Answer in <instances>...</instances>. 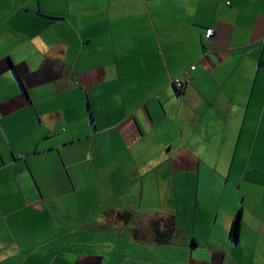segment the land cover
I'll list each match as a JSON object with an SVG mask.
<instances>
[{"label":"crops","instance_id":"1","mask_svg":"<svg viewBox=\"0 0 264 264\" xmlns=\"http://www.w3.org/2000/svg\"><path fill=\"white\" fill-rule=\"evenodd\" d=\"M167 152L171 244L91 216ZM0 264H264V0H0Z\"/></svg>","mask_w":264,"mask_h":264},{"label":"rangeland","instance_id":"2","mask_svg":"<svg viewBox=\"0 0 264 264\" xmlns=\"http://www.w3.org/2000/svg\"><path fill=\"white\" fill-rule=\"evenodd\" d=\"M169 148L166 149V151ZM168 156L167 160L164 161V163L159 167V172L157 171V178L151 179L150 177L146 178L144 180V193L143 195H139L138 192V187L139 184L137 182L132 183V189L134 191L132 192L131 195H126V189H121V194L111 196V192L106 191V179L105 176H101V179H97V177L91 181V179L85 180L86 184L91 187L96 185L97 183L100 182L101 187H102V194L101 196L99 195H93L94 198H96L98 210L97 211H92V215H103L107 212H112L111 210H115V214L118 215V213H124L127 212L130 214H133V216L136 218V227L139 225V227H151V224H149L153 220H157L161 217V215H175L177 212V203L178 201L174 199L175 197V192H174V186L172 185L174 182V177L177 175L175 172H173L172 169V163L170 162V156L171 153L167 152L165 154ZM141 166H144V164H141ZM134 171V170H133ZM160 175V176H159ZM135 176H140L139 174H135ZM177 177V176H176ZM178 183L180 184L181 178L179 179V176L176 178ZM99 181V182H98ZM185 183V181H184ZM119 185V184H118ZM110 189V185H108ZM124 186V185H123ZM123 188V187H121ZM116 191L117 189H114ZM192 191V188H191ZM184 194L183 196L179 195V203H180V208L183 209V216L181 219V225L183 227H187L186 225L188 224V212L185 210V207L188 204H194V202H197L199 205L206 203H210L212 200H207L204 199L206 198L203 195H188ZM195 200V201H194ZM103 202V206H102ZM205 203V204H206ZM63 203L60 202L57 207L63 208L62 205ZM67 206L66 207H71L73 208L70 203V201H67L65 203ZM108 205V206H107ZM124 208V210H121ZM97 209V208H96ZM202 209V208H201ZM128 210V211H127ZM121 211V212H120ZM57 214L59 210H56ZM70 216L75 217V210L70 209ZM91 218V217H90ZM106 218V216H105ZM117 219V218H116ZM142 230V233L144 232V229ZM116 232V231H113ZM118 233V232H116ZM110 235V230L109 232H105L104 234L99 233L98 237L102 238V235ZM133 235V233H132ZM110 238L112 236H109ZM134 237V236H133ZM117 239V238H116Z\"/></svg>","mask_w":264,"mask_h":264},{"label":"trees","instance_id":"3","mask_svg":"<svg viewBox=\"0 0 264 264\" xmlns=\"http://www.w3.org/2000/svg\"><path fill=\"white\" fill-rule=\"evenodd\" d=\"M194 67V66H192ZM195 69V68H194ZM179 82L182 84L179 85ZM173 86L175 87V90L177 93H180L183 91L185 87V82L181 78H174L172 82ZM242 211H238L236 213V217L233 220L231 231H230V238L232 241H237L239 239L240 235V226L242 225ZM118 220L123 221L124 223L130 222L135 223L136 218L133 216V214L124 212V213H118L116 216ZM176 223V216L175 215H161V217L157 220L151 221L149 224H151V227H136L134 229V237L136 239H142L148 238L152 240L153 244L158 245H168L171 244L174 240V237L176 236L178 232V228ZM136 224V223H135ZM144 229V232L142 233V230ZM140 235V236H139Z\"/></svg>","mask_w":264,"mask_h":264},{"label":"built area","instance_id":"4","mask_svg":"<svg viewBox=\"0 0 264 264\" xmlns=\"http://www.w3.org/2000/svg\"><path fill=\"white\" fill-rule=\"evenodd\" d=\"M214 31L212 29L207 31V37L210 38L213 35ZM195 67H192V69H194ZM182 83L179 82V85H181Z\"/></svg>","mask_w":264,"mask_h":264}]
</instances>
